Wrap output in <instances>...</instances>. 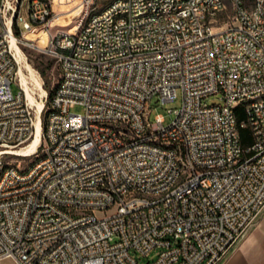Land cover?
<instances>
[{"label":"built area","instance_id":"obj_1","mask_svg":"<svg viewBox=\"0 0 264 264\" xmlns=\"http://www.w3.org/2000/svg\"><path fill=\"white\" fill-rule=\"evenodd\" d=\"M13 43L60 72L26 168L9 157L37 115ZM179 88L175 119L151 121ZM263 212L264 0H0V264H219Z\"/></svg>","mask_w":264,"mask_h":264},{"label":"rangeland","instance_id":"obj_2","mask_svg":"<svg viewBox=\"0 0 264 264\" xmlns=\"http://www.w3.org/2000/svg\"><path fill=\"white\" fill-rule=\"evenodd\" d=\"M257 0H246V3L249 6H253ZM23 12H26V2L23 6ZM75 16L74 9L70 12H65L57 21L58 25L56 27L62 28V29H69L73 26V23H71V20ZM222 24L224 25V20H222ZM20 50L22 52L23 57L25 60L33 67L35 74L40 79L42 86L46 89L47 93H42L40 89L37 88L35 80L32 79L33 77L29 74L27 71V75L29 77L31 76V87L33 89L34 96L37 100L44 102V107L42 110V119H43V125L45 124L47 112H48V106L50 104V98L54 92V88L58 82L60 72H59V65L55 58L50 57L46 54L41 53L37 49H34L28 45L21 44ZM17 54V52H16ZM18 57V55H17ZM19 60V59H18ZM19 66L21 68V63L19 62ZM12 88L14 92H19L20 88L16 83L12 84ZM42 93V94H41ZM30 102L33 111L35 115H37V106H34L31 100L28 99ZM206 101L209 104H221L223 103V100L221 99L220 94L211 95L209 98L206 99ZM183 102V94L182 90L179 88L177 91V98L172 102L163 103L159 97L156 95L152 98V100L149 102V117L151 121L156 120L157 115H163L164 117V124L167 126L169 125L176 117L175 112L170 111V109H176L180 108ZM247 105L242 104L236 108V115L239 121H243L247 118V112H246ZM71 112L73 113H85L86 109L84 105L76 104L71 108ZM240 135H241V145L246 150L249 147H251L254 144V135L253 131L250 127L241 128L240 129ZM15 150L20 151V148H16ZM41 153V149L37 154H33L30 156H10L9 159L12 161H16L17 164H21L23 168L28 167L33 160L36 159L37 155ZM253 153L248 154L251 156ZM261 230V231H259ZM253 233V235H252ZM250 234L249 238L245 242L241 241L239 244H237L236 247L241 246L245 243V245L249 244L251 241H257L255 243V247L250 251V255L255 261V264H264V216L258 220L251 230L249 231L248 235ZM255 234V236H254ZM247 235V236H248ZM246 236V237H247ZM254 236V237H253ZM133 255L138 260V264H146L148 261H152L158 258V252L157 250H154L150 253L149 256H141L138 253L132 252ZM222 262L221 264H224Z\"/></svg>","mask_w":264,"mask_h":264},{"label":"bare ground","instance_id":"obj_3","mask_svg":"<svg viewBox=\"0 0 264 264\" xmlns=\"http://www.w3.org/2000/svg\"><path fill=\"white\" fill-rule=\"evenodd\" d=\"M13 46L17 52L18 55V59L19 62L21 63V68L19 69V81L20 84L22 85L27 99L31 100V102L33 103L34 106H37V128H36V132L35 135L32 137V139L29 141V144L26 147H23L17 154H21V155H25V156H30L33 152L36 151V148L43 142V128L41 125V118L40 114L43 110L44 107V102L39 101L35 98L34 96V91L31 87V76L33 77L32 79L35 80L36 86L38 89H40L42 91V93H47L46 89L42 86V83L40 81V79L37 77V75L35 74V71L33 69V67L25 60V58L22 55V52L20 50V47L13 43ZM27 71L29 72V74L31 75L29 77V75H27ZM41 93V94H42Z\"/></svg>","mask_w":264,"mask_h":264},{"label":"crops","instance_id":"obj_4","mask_svg":"<svg viewBox=\"0 0 264 264\" xmlns=\"http://www.w3.org/2000/svg\"><path fill=\"white\" fill-rule=\"evenodd\" d=\"M245 2H246V0H245ZM259 231H261V230H259ZM252 235H253V233H252ZM249 236H250V234L243 240V242L246 243L245 240H247L249 238ZM254 236H255V234H254ZM255 240L256 239H254V241H251L247 245H245V243L239 247H236L237 246L236 245L231 250V252L226 257V259L224 260L225 261L224 264H255V261L253 260V258L250 255L251 254L250 251L255 247V243L257 242ZM224 261H222V262H224ZM221 263H219V264H221Z\"/></svg>","mask_w":264,"mask_h":264},{"label":"trees","instance_id":"obj_5","mask_svg":"<svg viewBox=\"0 0 264 264\" xmlns=\"http://www.w3.org/2000/svg\"><path fill=\"white\" fill-rule=\"evenodd\" d=\"M53 95V94H52ZM52 97V96H51ZM264 216V212L259 216L258 220H260ZM257 220V221H258Z\"/></svg>","mask_w":264,"mask_h":264}]
</instances>
